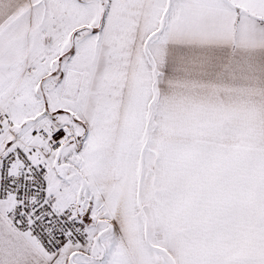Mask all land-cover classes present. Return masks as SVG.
I'll return each instance as SVG.
<instances>
[{"label":"snow or ice","instance_id":"snow-or-ice-1","mask_svg":"<svg viewBox=\"0 0 264 264\" xmlns=\"http://www.w3.org/2000/svg\"><path fill=\"white\" fill-rule=\"evenodd\" d=\"M0 264H264V0H0Z\"/></svg>","mask_w":264,"mask_h":264}]
</instances>
